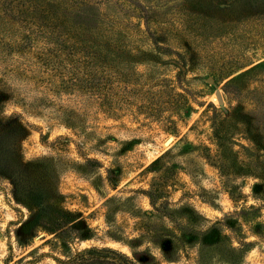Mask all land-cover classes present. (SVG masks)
Returning <instances> with one entry per match:
<instances>
[{
	"label": "rangeland",
	"instance_id": "rangeland-1",
	"mask_svg": "<svg viewBox=\"0 0 264 264\" xmlns=\"http://www.w3.org/2000/svg\"><path fill=\"white\" fill-rule=\"evenodd\" d=\"M91 246L264 264V0H0V264Z\"/></svg>",
	"mask_w": 264,
	"mask_h": 264
},
{
	"label": "trees",
	"instance_id": "trees-1",
	"mask_svg": "<svg viewBox=\"0 0 264 264\" xmlns=\"http://www.w3.org/2000/svg\"><path fill=\"white\" fill-rule=\"evenodd\" d=\"M77 230L73 221H65L58 224L53 233L62 234L64 241H67ZM76 238L86 240L88 236L79 234ZM141 257H130L121 250L111 247L91 246L67 255L65 259L60 260V264H147ZM168 260L172 261L171 258Z\"/></svg>",
	"mask_w": 264,
	"mask_h": 264
},
{
	"label": "water",
	"instance_id": "water-1",
	"mask_svg": "<svg viewBox=\"0 0 264 264\" xmlns=\"http://www.w3.org/2000/svg\"><path fill=\"white\" fill-rule=\"evenodd\" d=\"M216 96H217L219 102L221 101V99L223 100L220 91H216ZM221 104H222V103H221Z\"/></svg>",
	"mask_w": 264,
	"mask_h": 264
},
{
	"label": "bare ground",
	"instance_id": "bare-ground-1",
	"mask_svg": "<svg viewBox=\"0 0 264 264\" xmlns=\"http://www.w3.org/2000/svg\"><path fill=\"white\" fill-rule=\"evenodd\" d=\"M221 96H222V94H221ZM222 98H223V96H222ZM223 102H224V99L223 100L221 99L220 103H223Z\"/></svg>",
	"mask_w": 264,
	"mask_h": 264
}]
</instances>
